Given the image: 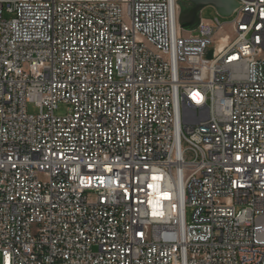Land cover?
I'll return each mask as SVG.
<instances>
[{"label":"built area","instance_id":"1","mask_svg":"<svg viewBox=\"0 0 264 264\" xmlns=\"http://www.w3.org/2000/svg\"><path fill=\"white\" fill-rule=\"evenodd\" d=\"M180 1L0 0V264H264V0Z\"/></svg>","mask_w":264,"mask_h":264},{"label":"water","instance_id":"2","mask_svg":"<svg viewBox=\"0 0 264 264\" xmlns=\"http://www.w3.org/2000/svg\"><path fill=\"white\" fill-rule=\"evenodd\" d=\"M192 6L185 13L178 16L180 27L186 30L192 29L198 22L199 11L205 6H212L218 15L227 17L237 6L236 0H186Z\"/></svg>","mask_w":264,"mask_h":264},{"label":"rangeland","instance_id":"3","mask_svg":"<svg viewBox=\"0 0 264 264\" xmlns=\"http://www.w3.org/2000/svg\"><path fill=\"white\" fill-rule=\"evenodd\" d=\"M179 4L180 5H179L178 16H179V13H181V12H184L185 13L192 6L186 0H181ZM199 16H200V19L202 21H210V20H212L216 16L219 17L220 21L225 22V23L230 20L229 17L223 18L220 15H218V13L216 12V10L212 6H210V5L203 7L199 11ZM26 110H27V112L29 114H36V113H38V107L33 102H28L27 103ZM64 112H65V106L63 104H59V106H58L57 110L55 111V113L56 114H62ZM186 214H187V216L190 215V209L189 208H187ZM0 262H1V256H0Z\"/></svg>","mask_w":264,"mask_h":264},{"label":"bare ground","instance_id":"4","mask_svg":"<svg viewBox=\"0 0 264 264\" xmlns=\"http://www.w3.org/2000/svg\"><path fill=\"white\" fill-rule=\"evenodd\" d=\"M231 13H234V9H233V11Z\"/></svg>","mask_w":264,"mask_h":264}]
</instances>
